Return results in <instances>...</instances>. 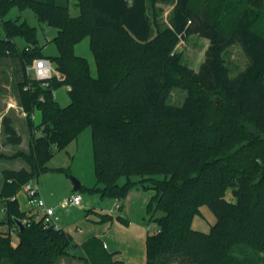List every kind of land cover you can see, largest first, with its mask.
Listing matches in <instances>:
<instances>
[{"label":"trees","instance_id":"obj_1","mask_svg":"<svg viewBox=\"0 0 264 264\" xmlns=\"http://www.w3.org/2000/svg\"><path fill=\"white\" fill-rule=\"evenodd\" d=\"M148 1L0 0V63L11 59L18 65L16 84L31 132L30 154L17 153L29 169L3 171L1 223L8 229L0 230V264H57L76 246L81 264H121L100 237L79 245L43 220L23 230L15 223L31 215L12 197L26 181L51 170L55 150L88 126L93 190L121 197L139 182L154 191L148 211L156 227L146 237L147 264H264V0H175L168 23L156 31ZM13 7L32 8L40 22L57 30L52 40L58 54L48 58L64 78L54 76L49 87L27 74L26 67L44 55L36 28L8 17ZM192 34L209 40L198 69L176 51ZM16 37L25 39V49ZM86 37L96 74L75 51ZM235 43L248 61L231 76L224 53ZM61 85L69 88L65 106L52 94ZM175 87L187 91L181 105L168 102ZM36 110L40 123L32 119ZM3 131L7 142L21 143L8 116ZM229 189L234 201L226 198ZM204 204L217 218L209 232L192 226ZM114 219L128 222L120 214L101 217Z\"/></svg>","mask_w":264,"mask_h":264},{"label":"rangeland","instance_id":"obj_2","mask_svg":"<svg viewBox=\"0 0 264 264\" xmlns=\"http://www.w3.org/2000/svg\"><path fill=\"white\" fill-rule=\"evenodd\" d=\"M174 4L175 0L148 1V13L154 31L168 23ZM78 12V8L71 7V13L73 15L78 14ZM8 17L19 18V21L26 20L31 26L36 28L38 46L41 47L44 56L53 58L58 54L57 44L52 40L57 30L46 22H40L32 8L20 10L18 7H13ZM15 40L20 49H25L26 41L24 38L16 37ZM208 43L209 40L207 38L198 34H192L186 39L180 40L176 46V51L180 53L182 61L187 63L190 67L198 69L199 64L204 58ZM77 50L79 54H81L80 52L82 51L88 54L93 71L95 70L97 73L88 38L79 42ZM224 56L231 76H235L238 72L243 70L248 61L247 55L239 43L229 46ZM16 66L18 65L11 59H6L0 63V115H5L6 111L8 112L13 109L10 107V102H15L16 109L19 108L20 114L24 113L26 119L27 113L24 110L23 102L16 84ZM53 66L55 68L54 62ZM68 89V85H61L55 90V100L62 106L70 102ZM186 95L187 91L185 89L175 87L169 95L168 102L174 105H181ZM36 114L37 119L35 120L33 116L32 119L35 123H39L41 115L38 111ZM18 119H20L19 122H21L22 115L18 117ZM22 123L25 125L27 133L25 141L27 149L21 152L29 155L31 132L27 120H25V122L22 121ZM22 159L29 165V162L24 157H22ZM48 166L51 167V170L40 173L38 177L34 179L39 181L44 197L53 205H58L56 212L60 217V225L72 235H81L86 238L93 236L102 225L107 223L100 221L94 224L87 215L101 218V212L110 213L114 217L118 214L123 215L133 226L143 227L146 230L149 229V231H153L156 227V223L154 219L151 218L148 211V204L154 191L145 187L142 183L138 182L129 187L126 194L121 197L102 195L100 191L92 189L97 182V178L94 166L92 131L90 126L80 132L65 148L55 150L54 155L48 161ZM59 168L61 170H57ZM73 178H77L81 182L82 188H80L79 191L83 197L82 205L62 206L60 203L61 200L74 187ZM133 179L138 180V177L133 176ZM126 181L127 178L125 176L121 177V184H124ZM226 198L231 201L235 200L231 189L227 190ZM116 204L121 207L118 208ZM157 214L159 215L160 212ZM216 220L217 218L214 212L208 205L204 204L201 206V212L193 216L192 226L196 230L209 232ZM118 221L123 223L121 220ZM76 228H81L82 232H78Z\"/></svg>","mask_w":264,"mask_h":264},{"label":"crops","instance_id":"obj_3","mask_svg":"<svg viewBox=\"0 0 264 264\" xmlns=\"http://www.w3.org/2000/svg\"><path fill=\"white\" fill-rule=\"evenodd\" d=\"M89 40V45H90V39L89 37H86ZM85 39V38H84ZM83 39V40H84ZM79 42L75 45V51L77 54V46ZM92 52V51H91ZM84 57H86L89 61L88 54L84 51L80 52ZM92 57L94 59L93 53ZM95 62V61H94ZM90 63V61H89ZM96 68V65H95ZM56 69V68H55ZM90 69L92 74H95V70L93 71L92 63H90ZM97 71V68H96ZM16 103L15 102H10V107L13 109L9 110L8 112L6 111L5 115H0V191L3 189L4 185V176H3V171L5 169H11V170H19L21 168H28L29 165L22 159L21 156H17V153L21 152L22 150H26L27 146H25V141H26V129L25 125H23L22 121L25 122V117L24 113L20 114L19 108L16 109ZM37 111L36 110L33 114L34 119H37ZM39 112V111H38ZM40 113V112H39ZM22 115V121L19 122L20 119L18 117H21ZM41 115V113H40ZM4 116H8L11 118L12 125L15 127L17 132L22 136V141L19 144H13L10 142H7L6 140V134L3 131V118ZM41 121V119H40ZM40 123V122H39ZM38 134L40 132L38 131ZM39 183V181H38ZM40 185V183H39ZM41 189V187H40ZM75 190L72 188L70 192L65 195L69 196L72 194ZM42 193V190H41ZM43 195V193H42ZM15 197L18 200L20 209L22 211H25L27 215H32L34 210L31 208V205L28 202V197L26 193L20 189L17 191L15 194ZM44 197V195H43ZM45 198V197H44ZM45 200L49 205L55 206L57 209L58 205H53L50 203L46 198ZM63 200V199H62ZM61 200V201H62ZM61 203V202H60ZM97 211V210H94ZM100 212V211H99ZM104 214L103 212H101ZM110 214V213H108ZM112 215V214H111ZM5 217V203L0 202V230H7L8 226L7 224L1 223ZM88 218L96 224L97 222L101 221L100 217L96 216H89L87 215ZM101 222H106L107 224L102 225L101 228L98 229V232L96 231L93 236L90 237H83L81 235H72L74 240L81 245L83 242L89 240L92 237H100L106 249L112 253H114L113 258L120 260L121 264H147V252H146V237L149 232V229L146 230L143 227H138V226H133L132 223L130 222H123L120 223L117 219H114L112 221H101ZM64 229V227H63ZM78 232H82L81 228H76ZM65 230V229H64ZM67 231V230H65ZM69 232V231H67ZM70 233V232H69ZM71 234V233H70ZM12 237H13V242L16 244L18 242V237L17 234L12 231ZM72 254L71 256H66L62 257L57 264H81L82 260L81 256H83V252L80 246H76L75 248L72 249Z\"/></svg>","mask_w":264,"mask_h":264},{"label":"built area","instance_id":"obj_4","mask_svg":"<svg viewBox=\"0 0 264 264\" xmlns=\"http://www.w3.org/2000/svg\"><path fill=\"white\" fill-rule=\"evenodd\" d=\"M27 74L33 75L37 80L41 81V84L44 87L50 86L51 79L56 76L59 79H63L64 75L57 71L54 66L53 62L48 57H39L34 59L32 64L26 67ZM30 84L24 86V89H28ZM53 96L55 97V91H52ZM41 99H44L41 96ZM21 189L26 193L28 197V202L31 205L34 212L31 216L25 217L22 221L24 225H30L32 220L39 221L43 220V223L47 226H52L55 229H63L60 225V217L56 212L55 206L49 205L45 198L43 197L40 189V185L37 180L34 178L29 179L26 181ZM16 197L13 196L12 199ZM83 201L82 194L80 191H74L69 196H66L61 201L62 206H81ZM119 208L120 205L116 204ZM15 232V230L13 229Z\"/></svg>","mask_w":264,"mask_h":264},{"label":"water","instance_id":"obj_5","mask_svg":"<svg viewBox=\"0 0 264 264\" xmlns=\"http://www.w3.org/2000/svg\"><path fill=\"white\" fill-rule=\"evenodd\" d=\"M73 184H74L73 189L75 191H78L80 189V187H81V182L77 178H73ZM15 223L18 226L19 230H23L25 228V225H24V223H23V221L21 219L16 218L15 219Z\"/></svg>","mask_w":264,"mask_h":264}]
</instances>
